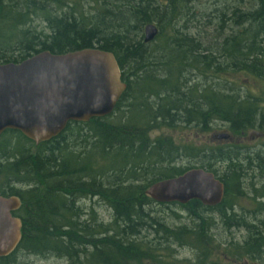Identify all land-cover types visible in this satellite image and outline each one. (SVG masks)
<instances>
[{
  "label": "trees",
  "instance_id": "trees-1",
  "mask_svg": "<svg viewBox=\"0 0 264 264\" xmlns=\"http://www.w3.org/2000/svg\"><path fill=\"white\" fill-rule=\"evenodd\" d=\"M244 1L249 7L241 9ZM233 2L214 9V36L205 42L185 29L186 23L179 27L191 0H87L89 13L82 0H0V64H17L44 51L99 49L113 54L126 84L109 116L69 123L49 142L35 145L16 131L0 135V196L21 202L12 213L21 221V240L0 264H14L17 252L68 264H168L171 239L198 250L196 261L203 264L210 222L200 211H216L225 226L246 228L247 240L237 247L240 257L264 253V223L257 227L227 217L247 179L253 201L260 200L257 208L264 211V146L243 151L235 144L216 145L191 155L188 146L150 137L177 123L206 131L220 123L235 135L264 132V103L242 94V87L231 88L227 79L264 81V0ZM147 24L157 26L159 45L143 43ZM189 72L191 82L197 73L210 83L182 85ZM182 155L198 159L199 166L177 167ZM194 168L213 173L223 184L221 203L181 206L200 221L192 229H171L152 218L148 209L161 204L146 195L147 189ZM256 174L262 178L258 189ZM86 199L103 202L111 221L104 223L93 207L82 209ZM143 232L154 238L141 237Z\"/></svg>",
  "mask_w": 264,
  "mask_h": 264
},
{
  "label": "water",
  "instance_id": "water-1",
  "mask_svg": "<svg viewBox=\"0 0 264 264\" xmlns=\"http://www.w3.org/2000/svg\"><path fill=\"white\" fill-rule=\"evenodd\" d=\"M142 33L143 43L150 44L159 31L147 24ZM125 90L113 54L99 49L60 55L44 51L17 64H0V135L16 131L35 145L49 142L69 123L109 116ZM212 139L232 141L228 133ZM146 195L158 204L198 201L213 208L221 203L224 187L213 173L191 169L151 185ZM20 205L18 197L0 196V259L21 240V221L11 215Z\"/></svg>",
  "mask_w": 264,
  "mask_h": 264
},
{
  "label": "rangeland",
  "instance_id": "rangeland-1",
  "mask_svg": "<svg viewBox=\"0 0 264 264\" xmlns=\"http://www.w3.org/2000/svg\"><path fill=\"white\" fill-rule=\"evenodd\" d=\"M87 0H82V5L84 9L88 12L91 11L92 5L86 3ZM234 3L233 0H191L188 10H186V15L183 17L182 23H180V28L185 25V29L190 28L191 31L196 36H202L201 38L206 42L214 36V26L216 25L215 19L212 17L214 9H221L223 6ZM119 4V3H118ZM249 7L247 1L241 3L240 8L246 9ZM219 9V10H220ZM89 13V12H88ZM185 13V12H184ZM190 13L195 15V19L190 18ZM198 19L200 25H195L194 22ZM187 21V22H186ZM35 25L39 30L43 29V24L41 21H36ZM193 27H196L194 29ZM166 32L167 30L164 29ZM164 34H166V32ZM200 34H199V33ZM198 33V34H197ZM143 36V33H142ZM143 38V37H142ZM154 42L151 45H159V41L153 40ZM150 46V45H149ZM193 73L189 72L188 77L182 82H186L187 87L190 86V83H198L199 86H204L210 83L209 78L194 77V82H191L190 77ZM187 76V74H185ZM230 81L231 88L234 89L241 88L243 93L248 94L251 97H256L264 103V81H261L255 77H245L241 75H230L227 76ZM215 81V80H214ZM213 81V83H215ZM234 83V85L232 84ZM136 114V112H135ZM220 133H228L232 137V141H216L211 137ZM151 138H169L174 141L178 146H188L191 155L196 153L195 149L204 150L206 148H211L212 146H228V144H235L237 147H241L243 151L246 149H259L264 146V132L260 131H246L245 134L235 135L232 134L230 130L223 124H214L211 128L206 131L204 129L196 128V126H187L184 124L177 123L176 126L172 128L161 127L150 132ZM199 160L183 156L176 163L177 167H198ZM199 169V168H194ZM222 172V171H220ZM257 175V174H256ZM262 178L257 175L254 178V189H258L261 185ZM249 179L246 180V183L243 185L242 194L233 201L235 204L231 214H227V217L234 215L238 220H244L246 224L256 225L261 227V222L264 223V211L257 208L256 203L258 201H253L252 199V186L249 184ZM16 189H23L24 186L15 185ZM82 209L85 208V211H88L89 208H92L96 213L97 217L104 221V223L110 222L111 211L110 209L98 199L92 200L89 202L87 199L84 202H80ZM189 205V204H188ZM193 208V207H189ZM199 210V209H198ZM151 213L152 218L160 219L167 227L171 229H176L180 227H185L187 229H192L200 223L198 218L193 216L190 210L188 212L187 208L176 205H151L148 209ZM199 215L203 219H208L210 225L208 227V236L210 237V242L207 243L205 253L207 258L203 264H264V253L256 256V258H243L237 254L239 245L244 244L248 237V231L245 227L234 226L233 224L230 227L224 225L223 218L218 214V212H205L200 211ZM148 240H152L154 236L143 232L141 237H147ZM156 242V241H155ZM166 246L168 250L166 253H170V258L167 260L168 264H198L196 258L199 256V251L194 247L185 244L178 243L171 239ZM165 247V246H164ZM163 247V248H164ZM14 264H68L64 259H57L55 257H42L36 255H29L24 252H17L14 256Z\"/></svg>",
  "mask_w": 264,
  "mask_h": 264
},
{
  "label": "flooded vegetation",
  "instance_id": "flooded-vegetation-1",
  "mask_svg": "<svg viewBox=\"0 0 264 264\" xmlns=\"http://www.w3.org/2000/svg\"><path fill=\"white\" fill-rule=\"evenodd\" d=\"M125 83V82H124ZM126 91V90H125ZM124 91V92H125ZM212 138V137H211ZM233 140V139H232ZM10 197H12V196H10ZM16 197V196H15ZM161 205H178V206H181V205H179V204H176V203H171V204H161ZM184 206V205H183ZM17 211V210H16ZM16 211H14V212H16ZM14 212H12V213H14ZM12 213H11V215H12Z\"/></svg>",
  "mask_w": 264,
  "mask_h": 264
},
{
  "label": "bare ground",
  "instance_id": "bare-ground-1",
  "mask_svg": "<svg viewBox=\"0 0 264 264\" xmlns=\"http://www.w3.org/2000/svg\"><path fill=\"white\" fill-rule=\"evenodd\" d=\"M186 82H182V85H185Z\"/></svg>",
  "mask_w": 264,
  "mask_h": 264
}]
</instances>
